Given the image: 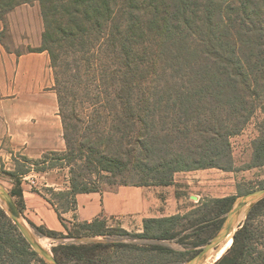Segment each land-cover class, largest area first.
Segmentation results:
<instances>
[{
    "label": "trees",
    "instance_id": "1",
    "mask_svg": "<svg viewBox=\"0 0 264 264\" xmlns=\"http://www.w3.org/2000/svg\"><path fill=\"white\" fill-rule=\"evenodd\" d=\"M27 1L32 0H0V10L5 11ZM38 2L44 24L39 52H48L54 72L65 142V151L59 159L67 165L81 161L90 172L104 171L114 176L121 175L128 168H136L141 173L136 181H120V184L132 186L169 185L173 181V174L181 171L233 169L230 138L243 129L254 112L256 100L264 94V0ZM64 45L71 49L61 51L56 47ZM96 46H103L111 59L114 56L122 64L123 68L115 70L114 74L120 72L132 77L139 76L144 86L136 102L139 110L136 119L140 127L135 138L136 145L131 151L138 147L139 155L132 165L128 160L121 159L128 154V149L108 155L89 142V136L78 139L76 130L79 125L76 127L72 122V107L68 106L65 84L67 80L60 58L71 54L75 56L74 65H70L73 70L70 77L80 79L82 73H89L94 68L90 61ZM130 97H120V105L130 108ZM260 106L264 112V104ZM131 117H135L133 113ZM199 118L200 122L205 120L200 130H196L200 134V144L172 149V145L180 146L189 138L187 124ZM252 147L248 166L264 165V130L253 140ZM52 153L44 154V161ZM23 160L28 162L26 158ZM54 161L52 166L56 165ZM15 165L14 171L3 170L4 173L12 177L16 176L17 171L24 173L18 162L15 161ZM71 173L70 189L54 192V198L63 202L60 203L62 211L50 201L58 219L69 236H78L81 232L90 236L104 235L107 227L104 218L75 220L71 229L61 216V212L76 209L77 194L100 192L79 179L73 168ZM9 180L12 181V178ZM10 193L22 198L20 189ZM233 199V196H225L213 198L212 201L229 202L230 205ZM260 202H264V198ZM184 218L186 214L146 217L142 221V232L130 235L149 241L168 239L173 237L174 228ZM251 218L253 216H249L248 221ZM248 221L234 233L231 246L214 264H264L262 250H255L261 256H251L253 237L262 232L259 234V228ZM33 225L41 235H57L55 230ZM220 226L221 223L217 229ZM133 245L127 246L126 251L134 250ZM103 246L100 242L88 245L62 243L53 247L52 252L61 264L88 262L90 260L85 259L86 251L91 247ZM150 247L146 250L150 258L143 259V264H154V259L159 258L152 251L161 248ZM198 251V248L194 250L188 259ZM173 255L172 250L168 249L166 260L171 262L170 256ZM35 259L39 264H46L0 205V264H31ZM139 261L126 263L139 264Z\"/></svg>",
    "mask_w": 264,
    "mask_h": 264
},
{
    "label": "rangeland",
    "instance_id": "2",
    "mask_svg": "<svg viewBox=\"0 0 264 264\" xmlns=\"http://www.w3.org/2000/svg\"><path fill=\"white\" fill-rule=\"evenodd\" d=\"M43 30L44 24L38 0L17 4L5 11L0 10V67L5 72L1 71L0 74V100H5L7 103L9 117H21L22 127L30 125L32 122L41 124V120L36 118L33 112H40L42 97L50 95V93L55 99L57 118L60 117L54 72L50 66L49 55L47 51L39 52L42 46ZM56 47L61 48V51L71 49L65 45ZM41 53L45 54V59H43L42 70L39 74L32 75L29 72L21 74L20 71H17L21 56L33 55L31 58H34ZM73 59L75 56L72 54L61 56L60 62L63 64L61 68L67 80L65 84L68 89V106L72 107L70 110L73 115L72 122L76 124V127L79 125L76 130L77 138L89 136V142L97 145L108 155L114 154L118 150L128 149V154L121 159L128 160L132 165L139 155L138 147L131 151L132 147L136 145L135 138L140 127L136 119V114L139 112L136 102L140 98L144 86L141 85L139 76L132 77L120 74L118 71L117 74H114L115 70L123 68L122 64L114 56L111 59L103 46L95 47L94 56L90 61L94 68L89 70V73H87L88 71L82 73L80 79L70 77L73 73V70L70 69V65H74ZM66 62L73 64H65ZM17 72H19L18 75ZM68 94L70 95L68 96ZM126 95H131L130 108L120 105V97ZM255 103L257 105L246 125L238 134L230 138L233 158L231 171L218 168L181 171L173 174V181L169 185H146L140 186V188L123 185L120 184L122 179L136 181L141 173L132 167L117 176L104 171L93 173L88 171L81 161L67 165L65 161L58 158L62 157L65 151L62 123L59 118L60 122L57 119L53 139L51 133L52 146L46 148L44 145L43 153H40L38 144L33 140L30 142L25 135H22L21 142L30 145V149H7L0 152V182L9 192L15 189L22 190V198L13 196L21 218L32 233L42 242L44 241V247L51 252L53 247L62 243L88 245L92 242H100L104 244L101 248L91 247L86 251L85 259L90 261H70L69 264H127V261H139L140 258L139 264H143L141 263L143 259L150 258L146 251L151 248L150 245L161 248L152 251L153 255L159 256L158 259H154V264H185L188 256L194 250L205 245L216 234L219 230L217 229L219 223L222 224L237 197L248 191L264 187V165L251 168L248 166L253 152L252 142L264 130V112L260 106L264 104V94ZM132 113L134 118L131 117ZM131 120L134 121L127 122ZM14 122L11 118L9 126L11 125L10 132L12 134L16 132L13 129L18 125ZM204 124L205 120L202 119L200 122V118L189 122L187 124L190 130L189 138L185 139V142L180 146L172 145L171 148L180 149L184 146L194 147L200 144V134H197L196 130H200V125ZM49 152L53 153L48 155L44 161L43 155ZM23 158H26L28 162ZM15 161L24 169V173L17 171L14 177L5 174V170H15ZM53 161L55 166L51 165ZM23 164L27 165L22 166ZM71 168L75 170L79 179H83L89 186L100 190L98 193L100 205L103 204L104 194H113L112 204L108 208L118 209L120 205L113 199L116 197V193L120 192L121 194L119 198L122 206L121 212L118 213H96L95 203L84 207L82 203H85L86 199H80L81 204L78 205L77 202L75 210L61 212V216L71 229L75 220L104 218L107 224L104 235L90 236L81 232L78 236H69L68 231L63 228L58 219L52 204L54 202L62 211L60 203L63 204V202H58L54 198V192L70 189ZM9 178H12V181ZM110 181L115 183H110ZM225 196H233L232 204L212 201L213 198ZM85 197L88 196L85 195ZM258 202L243 214L238 227L239 229L247 222L249 216H253L248 222L259 228V234L262 232V237L259 239L258 236L261 235L253 237L251 255L253 257L261 256L257 255L255 250L259 249L264 252V202ZM50 213L59 223L58 227L51 228L44 222L45 218L42 215ZM176 214H186V218L182 219L174 228V235L171 238L149 241L130 235L142 232V221L146 217ZM33 224L55 230L57 235L53 237L41 235ZM253 226L251 225V228ZM131 244H134L135 248L131 252H127V246ZM144 247H146L145 250ZM221 247L222 245H219L212 251L210 259L208 258L209 260L207 259L204 264H214L229 248L220 254ZM168 249L174 253L173 256H170L171 262L166 260ZM218 254L220 257H217ZM31 264H39V262L35 259Z\"/></svg>",
    "mask_w": 264,
    "mask_h": 264
},
{
    "label": "crops",
    "instance_id": "3",
    "mask_svg": "<svg viewBox=\"0 0 264 264\" xmlns=\"http://www.w3.org/2000/svg\"><path fill=\"white\" fill-rule=\"evenodd\" d=\"M42 55V56H41ZM30 57V58H29ZM33 55H24L19 58L18 61V67L17 71L22 72H29L32 75L39 74L42 70L43 65V59H45V54L41 53L39 56ZM44 57V58H43ZM0 74L1 71L5 73L2 70V67H0ZM19 72H17V75ZM28 74V75H30ZM31 76V75H30ZM2 79V77H1ZM50 93V92H49ZM41 105L39 107L40 112H33L35 114V117L41 120V124H37L35 122H32L30 125L21 126V117H9V113L7 110V103L5 100H0V152L4 150H28L30 149V145H26V143L21 142L22 135H25L26 138L31 142V140L35 141L38 144V147L40 148V153H43V149L45 150L44 145L46 148H50L52 139H53V132L55 131V128L57 127V119L58 122H60L58 115L56 114V104L55 99L52 93L47 94V96L42 97L41 99ZM13 118L15 121L14 124H18L13 131H16L15 133L10 132V126L9 122L10 119ZM51 133H52V139H51ZM34 144L32 145V147ZM36 153H38L37 150H35ZM1 154V153H0ZM137 188H140V186H134ZM133 187V188H134ZM129 188V187H128ZM140 191V190H139ZM99 192H91V193H79L76 196V200L78 202V205L81 204L79 201L80 199H86L84 204V207L93 205V203L96 204V213L97 212H104L105 214H111V213H118L121 212V200L119 196L121 195L120 192L116 193V197L113 199L117 202V204L120 205L118 209L112 210L109 209L108 206L112 204V198L114 197L113 194H104L103 197V204L100 205V197ZM140 193V192H139ZM141 194V193H140ZM85 195L88 197L86 198ZM141 196V195H140ZM91 197H94L93 199ZM97 200V201H95ZM94 201V202H93ZM142 201V200H141ZM124 207V205H123ZM95 211V210H94ZM104 214V215H105ZM44 217V222L49 225L51 228L58 227L57 224H59L54 216L50 214H44L42 215ZM84 219V218H83ZM86 220H91V218H85ZM62 225V224H61Z\"/></svg>",
    "mask_w": 264,
    "mask_h": 264
},
{
    "label": "water",
    "instance_id": "4",
    "mask_svg": "<svg viewBox=\"0 0 264 264\" xmlns=\"http://www.w3.org/2000/svg\"><path fill=\"white\" fill-rule=\"evenodd\" d=\"M264 198V187L257 188L241 194L231 208L228 210L219 230L199 251L189 258L185 264H204L210 253L219 245L225 243L229 238L232 241L234 233L237 231L240 219L243 214L255 203ZM0 205L15 224L23 238L29 246L44 260L46 264H61L54 254L46 249L32 233L29 227L22 220L19 208L8 189L0 182Z\"/></svg>",
    "mask_w": 264,
    "mask_h": 264
},
{
    "label": "bare ground",
    "instance_id": "5",
    "mask_svg": "<svg viewBox=\"0 0 264 264\" xmlns=\"http://www.w3.org/2000/svg\"><path fill=\"white\" fill-rule=\"evenodd\" d=\"M38 240H39V242L43 245V242H44V241L42 242L41 239H39V238H38ZM45 243H46V242H45ZM230 244H231V239L229 238L228 240L225 241V243L222 244V247H221V249H220V254H222V253L224 252V250L230 246ZM43 246H44V245H43ZM217 257H220V255L218 254ZM209 259H210V258H209ZM209 259H208V260H209Z\"/></svg>",
    "mask_w": 264,
    "mask_h": 264
}]
</instances>
